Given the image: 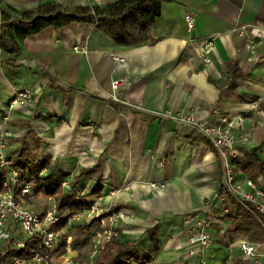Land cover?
Returning a JSON list of instances; mask_svg holds the SVG:
<instances>
[{"label":"crops","instance_id":"1","mask_svg":"<svg viewBox=\"0 0 264 264\" xmlns=\"http://www.w3.org/2000/svg\"><path fill=\"white\" fill-rule=\"evenodd\" d=\"M1 1L22 11L53 0ZM186 12L194 17L191 31ZM150 35L120 45L94 24L72 22L23 39L11 63L2 61L0 49V152L14 156L27 139L35 164L46 162L85 186V200L101 211L129 214L117 225L119 237L135 241L139 255H153L152 264H193L196 259L183 258L189 235L184 217L220 205V160L209 142L158 113L210 118L212 108H221L239 122L236 135L252 132L256 140L251 146L236 142V179L264 180V0L165 2ZM207 38L213 41L204 62ZM231 63L237 76L227 68ZM115 78L125 83L113 89ZM24 87L33 91L32 101L9 110L10 98ZM259 143L262 171L246 163L244 153ZM223 232L220 223L211 228L216 246L209 259L217 264L218 251L239 239L225 244ZM257 247L264 262V242ZM233 253L234 264H246Z\"/></svg>","mask_w":264,"mask_h":264},{"label":"built area","instance_id":"2","mask_svg":"<svg viewBox=\"0 0 264 264\" xmlns=\"http://www.w3.org/2000/svg\"><path fill=\"white\" fill-rule=\"evenodd\" d=\"M64 1V0H59ZM78 5L88 6L93 9L106 3V0H71ZM188 31L194 27V17L190 12L183 16ZM213 38L204 41L202 57L204 62H209V51ZM79 50L78 46L74 47ZM115 61L122 62L124 58L112 55ZM123 78L111 81L113 89L123 85ZM33 99L30 88L17 89L8 102V109L17 106H26ZM162 118H168L176 124L185 126L193 137L206 139L218 154L221 166L220 185L237 200L248 204L256 213L264 218V180L259 176L247 177L238 180L235 177L233 159L236 156L235 144L251 146L256 143L252 132L235 134L239 122H235L221 108L214 107L210 111V118H197L191 112L170 111L158 113ZM0 147H4L1 142ZM0 168L4 170L2 191L0 192V248L7 252L4 258L6 264H95L99 253L113 238L120 235L117 225L129 218L124 209L101 211L97 203H92L90 208H81L73 211H59L54 198L46 197L47 203L41 212H37L27 205V196L31 194L33 181L20 179L19 171L10 168L5 154L0 152ZM45 175V169L39 172ZM66 191H72L83 198L87 188L73 184L71 177L63 178L60 182ZM151 186L161 189L163 183L151 182ZM219 206L186 214L185 224L189 225V235L184 244L183 258L188 261L196 259L193 264H217L212 260H205L203 254L215 247L211 228L214 224H221L224 231L228 227L227 214L229 208L225 205V197L217 196ZM62 224L59 226V224ZM86 231L89 240V249L85 259L81 262L76 259V253H71L72 234L75 225L89 224ZM31 242L32 246L30 247ZM258 243L246 238H239L234 243H228V253L220 264H234L236 249L239 257L246 264H264L258 251Z\"/></svg>","mask_w":264,"mask_h":264},{"label":"trees","instance_id":"3","mask_svg":"<svg viewBox=\"0 0 264 264\" xmlns=\"http://www.w3.org/2000/svg\"><path fill=\"white\" fill-rule=\"evenodd\" d=\"M176 0H115L96 6L93 9L84 5L65 7L57 1L39 3L34 8L18 11L0 0V49L3 53L2 61L11 63L13 56L21 50L23 39L35 35L46 27H53L61 30L72 22L91 23L103 34L120 45H137L147 40H152L150 30L161 14V5L165 2ZM234 64H228L227 68L233 76ZM31 135L30 131L28 133ZM197 139V138H194ZM201 139V138H200ZM203 140H206L202 138ZM207 141V140H206ZM208 142V141H207ZM262 143L247 150L244 149L246 163H253L259 166L262 171V163L257 151ZM10 168L19 171L20 179L33 181L34 187L27 196V200L33 196L52 197L56 201L59 211H73L81 208H90L92 203L72 191H66L60 185L65 176L58 169L46 162L34 163L33 152L29 147L27 139L21 141V146L14 156L5 155ZM45 167L46 174L39 172ZM262 173V172H261ZM4 170L0 168V192ZM74 185H79L73 181ZM81 186V185H79ZM82 187V186H81ZM217 196L225 197V205L229 208L227 214L228 227L222 233V239L227 244L235 238H246L256 243L264 242V218L256 213L248 204L237 200L228 193L223 186L217 189ZM118 208H113L116 210ZM75 225V238L73 247L81 246L82 239L86 237L87 228L92 224ZM62 222L59 224V226ZM153 231H149L152 235ZM154 240V237H151ZM30 247L32 246L31 242ZM155 243L154 252L157 251ZM7 252L3 253L0 248V264H6L4 258ZM153 255L141 256L137 252L136 242L124 240L121 237L111 239L96 258L95 264H152Z\"/></svg>","mask_w":264,"mask_h":264},{"label":"rangeland","instance_id":"4","mask_svg":"<svg viewBox=\"0 0 264 264\" xmlns=\"http://www.w3.org/2000/svg\"><path fill=\"white\" fill-rule=\"evenodd\" d=\"M26 203L33 210H35L37 212H41L45 208L47 200H46L45 196H42V197L41 196H37V197L31 196L27 200ZM75 233H76V228L71 230L72 240H74V238H75ZM82 240L83 241H82L81 246H79L77 248L73 247V241H72V247H71L72 250H71V253H70V254L76 253L77 254L76 255V259H78L81 262L85 259L86 254H87L88 249H89V240H88L87 236L84 237ZM227 252H228V249L226 248V246H224L223 248H221L218 251V254H217L218 264L221 263L222 259L224 258L225 253L227 254ZM210 256H211V254H210L209 251H206L203 254V258L205 260H209Z\"/></svg>","mask_w":264,"mask_h":264}]
</instances>
